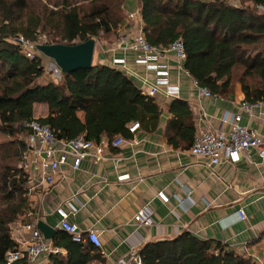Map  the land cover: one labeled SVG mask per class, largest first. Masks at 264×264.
<instances>
[{
	"label": "trees",
	"instance_id": "16d2710c",
	"mask_svg": "<svg viewBox=\"0 0 264 264\" xmlns=\"http://www.w3.org/2000/svg\"><path fill=\"white\" fill-rule=\"evenodd\" d=\"M113 1L123 0H0V135L10 139L0 145L1 159L20 163L25 140L19 134L26 136L24 125L32 120L48 126L58 139L83 137L95 143L116 136L130 139L133 123L148 132L156 130L159 106L122 70L92 62L90 69L48 80L47 59L39 54L27 60L10 42L22 36L37 43L42 34L56 35V44L65 46L97 40L122 24ZM232 1L237 0H137V6L147 43L166 47L180 39L186 57L183 69L199 87L228 98L239 68L243 101L264 103V0H246L247 6H234ZM120 12L125 13L122 8ZM247 80L256 82L249 85ZM35 105H44L46 115L34 117ZM168 113L172 131L166 133L167 143L189 149L195 127L188 104L172 99ZM26 183L23 169L3 165L0 264H5L6 253L17 249L11 227L28 210ZM51 242L65 255H49L46 264L103 263L99 249L74 243L58 229ZM138 253L142 264H255L220 242L188 232L147 243Z\"/></svg>",
	"mask_w": 264,
	"mask_h": 264
},
{
	"label": "crops",
	"instance_id": "0c3cea01",
	"mask_svg": "<svg viewBox=\"0 0 264 264\" xmlns=\"http://www.w3.org/2000/svg\"><path fill=\"white\" fill-rule=\"evenodd\" d=\"M123 10L125 14L138 10L137 0H125ZM121 59L125 70L134 74L129 77L138 88L144 78L150 84L155 81L156 72L146 70L133 53L113 52L106 43H100L97 54L94 50L95 64L111 65L113 60ZM161 65L168 68L170 84L179 86L178 99L188 104L195 129L199 122L201 128L226 132L229 128L221 119L233 114L240 117L242 126L264 134V103H258L247 114L240 108L244 100L240 86L228 98L199 97L192 78L178 68L173 54H168ZM117 67L122 69L121 65ZM154 99L161 111L155 131L139 128L118 149L104 148L103 159L82 160L76 173L63 167L54 186H44L42 192L28 197L29 203L39 209L40 220L56 231L59 219L55 210L76 197L73 205L78 212L69 221L82 231H96L101 242L103 263L92 264H115L131 249L139 250L147 243L183 232L220 242L255 264H264V159L252 153L249 160L222 162L209 169L206 160L195 159L189 149H176L167 143L166 133L172 131L168 126L172 99L163 95ZM45 115L44 105L34 106V117ZM123 175L130 179L117 182ZM158 192L167 196L168 203L156 198ZM145 204L153 209V225L137 228L131 220ZM238 210L244 220L236 214ZM40 264H46L45 256Z\"/></svg>",
	"mask_w": 264,
	"mask_h": 264
},
{
	"label": "built area",
	"instance_id": "2783aa9c",
	"mask_svg": "<svg viewBox=\"0 0 264 264\" xmlns=\"http://www.w3.org/2000/svg\"><path fill=\"white\" fill-rule=\"evenodd\" d=\"M10 42L27 60H33L39 55L36 49L38 43L31 42L22 36H16ZM47 43L45 42V44ZM109 49L113 52L116 50L124 53L131 52L146 70L156 72V79L152 84L148 83L147 78L141 81L142 87L139 90L142 95L149 98H155L158 95H163L168 99L179 98V86L170 84L168 68L167 66H160V63L168 59V54H173L178 68L186 73L183 69L186 58L183 43L179 39L166 47L148 44L143 32L139 10L126 13V23L121 29L119 38L109 46ZM124 64L122 59L113 60L110 66L118 68L117 66L121 65L122 69L120 70L124 71L127 76H134L133 73L125 70ZM48 70L53 72L52 76L60 77L59 69L50 62ZM193 84L199 97L217 98L208 89L199 87L195 81ZM145 86L147 88H144ZM257 104L242 101L240 108L247 114H251L252 108ZM221 123L229 128L228 131H213L201 128L199 122L196 124L194 141L188 150L192 157L206 160L209 169L211 166L219 165L222 162L234 164L239 162L241 158L249 160L252 153H255L258 158L264 159V134H259L242 126L240 117L237 115L225 114ZM24 126L27 131L25 151L21 156L19 168L27 174V197L36 191L42 192L44 186H54L57 178L63 173V167L68 166L71 174L76 173L79 171L82 160L88 157L101 160L103 159L104 148L118 149L126 142V139L121 136H116L110 142L102 139L99 143L86 140L83 137L63 140L58 139L48 126L42 125L36 120H32ZM139 128L138 123H133L128 130L131 135H134ZM129 179L128 175H123L117 178V182L128 181ZM156 198L162 203H168V198L163 192H158ZM73 201H76V197L71 198L62 207L55 210L59 219L57 229L66 233L74 243L81 246L90 244L100 250L101 242L96 231H82L76 224L69 221L70 216H74L78 212ZM236 214L241 220L245 219L240 210ZM23 218V221H18L11 227V236L17 244V249L6 253L5 264H40V259L44 256L65 255L64 251L54 247L51 241H46L37 229L40 212L35 205L29 203ZM131 222L137 228L151 227L153 225L151 206L149 204L142 206L133 215ZM261 247L264 252V239L261 240ZM115 264H142V259L138 250L131 249L126 255L118 258Z\"/></svg>",
	"mask_w": 264,
	"mask_h": 264
},
{
	"label": "water",
	"instance_id": "95a60500",
	"mask_svg": "<svg viewBox=\"0 0 264 264\" xmlns=\"http://www.w3.org/2000/svg\"><path fill=\"white\" fill-rule=\"evenodd\" d=\"M96 40L94 38L87 41L65 46L61 44H44L36 47L38 53L55 65L61 74H70L77 70L90 69L93 62ZM37 229L46 241H51L56 231L42 222L37 223Z\"/></svg>",
	"mask_w": 264,
	"mask_h": 264
},
{
	"label": "rangeland",
	"instance_id": "374dc122",
	"mask_svg": "<svg viewBox=\"0 0 264 264\" xmlns=\"http://www.w3.org/2000/svg\"><path fill=\"white\" fill-rule=\"evenodd\" d=\"M124 1L125 0L118 1V2L117 1H113L114 2L113 6H115V8L117 10L116 11V15L120 16V18L122 20V24L120 26H118L116 29H113L111 34H109L107 36L106 35L105 36L101 35L99 38H97L96 47H95L96 54H97V52L100 49V43H106V45L110 46V45H112L113 43H115L118 40L119 35L121 33V29H122L123 25L126 23V14L125 13L121 14V12H120L121 8L123 9ZM231 4L234 5V6H240L242 4H244L246 6L249 5V3H247L246 0L232 1ZM38 40L39 41L37 43L39 45H44L45 42H48L49 44H56L58 42L57 36L53 35V34H42V35L39 36ZM258 49L260 50L261 48H258ZM251 54H253V53H251ZM48 62H50V61L47 60L45 66H44L46 74H48V77L46 76V78H48V80L57 79L56 76H52L53 72H49L48 64H47ZM93 63L95 64V60L93 61ZM241 73H242V71L239 68H236V70L234 71V75H233V83H234L233 86H234V88L236 86H239L238 81H239ZM255 82L256 81H253V80H247L246 81V83L249 84V85H253V84H255ZM19 138L25 140L24 133L19 134ZM9 140L10 139H7V138H5V137L0 135V145L3 144V143H7ZM5 164H7V165L9 164L11 166L19 167V163L15 162L13 160L12 161H6V160H3V159L0 158V171L3 169V165H5ZM23 220H24L23 217L19 219V221H23Z\"/></svg>",
	"mask_w": 264,
	"mask_h": 264
}]
</instances>
